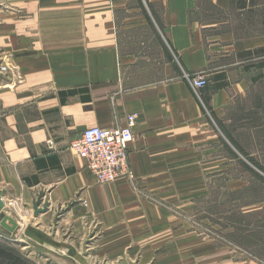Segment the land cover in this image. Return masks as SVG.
I'll list each match as a JSON object with an SVG mask.
<instances>
[{
	"label": "crops",
	"instance_id": "obj_1",
	"mask_svg": "<svg viewBox=\"0 0 264 264\" xmlns=\"http://www.w3.org/2000/svg\"><path fill=\"white\" fill-rule=\"evenodd\" d=\"M7 4L0 56L10 55L23 79L0 91V196L30 202L44 195L48 203L25 226L20 245L48 255L45 243L60 233L52 213L69 209L78 225L82 217L74 216L89 208L102 216L106 248L133 245L148 255L165 244L177 250L176 264H261L192 237L168 211L134 192L127 178L99 184L70 146L86 127L124 126L127 115L137 113L129 161L138 188L196 183L206 167H218L214 116L220 121L253 83L254 53L264 50V0ZM199 72L208 84L196 93L185 74ZM32 243L43 245L33 250ZM161 252L154 264H162Z\"/></svg>",
	"mask_w": 264,
	"mask_h": 264
},
{
	"label": "rangeland",
	"instance_id": "obj_2",
	"mask_svg": "<svg viewBox=\"0 0 264 264\" xmlns=\"http://www.w3.org/2000/svg\"><path fill=\"white\" fill-rule=\"evenodd\" d=\"M260 7L257 4V16L261 15ZM8 11L7 0H0V15ZM260 25H257L258 32L263 28ZM244 31L242 28L241 32ZM254 56V70L248 74L254 84L246 91L245 97H236L226 107L220 121L214 116L220 136L218 167H206L196 183H193L195 178L183 180L188 184L158 190L138 188L133 171L127 181L139 196L168 211L189 228L192 237L232 252L237 260L255 258L264 264V170L253 163L255 161L264 169V66L260 67L264 62V50L255 52ZM0 57V65L6 67V70L0 71V91L11 90L22 81L23 73L13 65L10 55ZM189 177L188 174L187 179ZM166 195L180 197L171 201ZM43 196L37 195L30 202L19 196L4 201L5 212L15 217L20 226L11 235L0 227V240L21 250L32 264H154L157 260L154 257L160 251L162 264H176V259H179L175 257L177 250L167 249L165 244L148 255H144L142 247L133 245L106 248L109 242L104 244L102 216L97 213L99 209L89 208L84 215L74 216L82 217L78 225L74 220L76 218H71L69 209L53 212L49 220L52 225L58 226L60 233L56 241L45 243L51 247L49 254L28 253L18 239L23 238L25 226L47 211L48 203L43 202ZM37 202L44 210L35 215ZM83 202L87 205L86 201ZM54 233L52 237H55ZM34 245L43 244L32 243L33 250Z\"/></svg>",
	"mask_w": 264,
	"mask_h": 264
},
{
	"label": "built area",
	"instance_id": "obj_3",
	"mask_svg": "<svg viewBox=\"0 0 264 264\" xmlns=\"http://www.w3.org/2000/svg\"><path fill=\"white\" fill-rule=\"evenodd\" d=\"M6 70L0 65V71ZM185 79L196 93L208 84L205 73L185 74ZM138 114L130 113L124 126L109 128L90 126L72 139L70 149L86 161V166L99 184L112 183L128 178L132 173L129 161V145L134 138ZM48 142L53 143L51 140Z\"/></svg>",
	"mask_w": 264,
	"mask_h": 264
},
{
	"label": "trees",
	"instance_id": "obj_4",
	"mask_svg": "<svg viewBox=\"0 0 264 264\" xmlns=\"http://www.w3.org/2000/svg\"><path fill=\"white\" fill-rule=\"evenodd\" d=\"M263 66H264V62L260 64V67H263ZM251 161L253 162L252 159ZM253 163L259 168H261L262 170H264L262 166H260L255 161ZM0 264H32V262L29 261L28 258L25 256V254L21 250H19L17 247H13L10 244L2 242L0 240Z\"/></svg>",
	"mask_w": 264,
	"mask_h": 264
},
{
	"label": "water",
	"instance_id": "obj_5",
	"mask_svg": "<svg viewBox=\"0 0 264 264\" xmlns=\"http://www.w3.org/2000/svg\"><path fill=\"white\" fill-rule=\"evenodd\" d=\"M6 203L3 198L0 196V227L6 231L14 234L18 228L19 222L15 217L10 216L5 212ZM44 209L39 208V202L35 205V215L42 212Z\"/></svg>",
	"mask_w": 264,
	"mask_h": 264
}]
</instances>
